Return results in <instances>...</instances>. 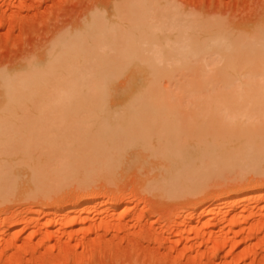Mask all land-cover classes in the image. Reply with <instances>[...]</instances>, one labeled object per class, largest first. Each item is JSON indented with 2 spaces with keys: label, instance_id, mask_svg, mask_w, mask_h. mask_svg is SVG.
Masks as SVG:
<instances>
[{
  "label": "rangeland",
  "instance_id": "rangeland-1",
  "mask_svg": "<svg viewBox=\"0 0 264 264\" xmlns=\"http://www.w3.org/2000/svg\"><path fill=\"white\" fill-rule=\"evenodd\" d=\"M126 1L0 0V73L17 74L33 60L37 62L33 64L40 65L39 61L49 56L51 50L47 52L52 43L65 36L74 38L91 14L99 12L110 17L116 7ZM170 1L179 7V20L193 15L203 19L218 18L236 31H248L264 18V0ZM124 42L125 46L119 49L118 45L122 44H117L115 50H109V57L107 55V61L110 59L115 67L111 69L108 62L112 72L107 73L110 76L116 71V77L105 87L106 99L74 101V105L67 106L68 101L47 100L57 97V92L51 90L52 96L50 92L45 93L50 96L46 95V100L27 102L29 104L16 106L0 101V159L3 153L17 152H32L35 159H41L38 152H52V148H41V143L54 138L59 144L63 138L79 136L83 121L97 117L89 110H102L105 106L101 103L110 105L106 107L111 108V112L121 109L123 106L117 105L121 102L119 99L134 85L138 77L135 73L146 69L144 58L150 54L147 43H140L133 52V41L131 44L124 39ZM135 58L137 61L129 62ZM103 67L106 68V64ZM1 90L0 86V94ZM181 124L182 129L187 130V124ZM122 139L120 146L109 149V159L104 157L103 162V157L93 158V167L100 168L95 176L91 173V177L94 176L91 182L87 175L89 190L84 192L81 190L85 186L75 182L80 178L77 175L74 183L47 194L50 195L47 199L39 198L44 194L40 191L30 192V198H23L26 187L23 179L29 169L22 168L27 170L25 174L20 169L23 183L20 181L21 185L15 190L0 196V264H264V200L240 201L236 206L224 204L229 195L237 197L239 192L264 190L261 183H257L261 186L255 183L257 176L243 172L245 175H240L245 177L238 178L234 173L225 172L218 175L219 178L202 179L185 173L179 179L178 174L172 176L170 172V179L162 171L165 164L159 162L160 149L156 147L159 153L154 150L157 139L150 138L154 149L150 148L149 152L142 148L143 139L126 140V143ZM153 150L158 157L151 154ZM95 158L96 161L102 158L104 164L98 160L97 165ZM84 179L87 181L86 177ZM38 189L39 186L31 190ZM79 191L87 196L96 195L92 199L104 205L84 211L76 221L74 218L67 222L60 217L50 219L51 234L45 236L48 219L38 212L51 205V208L70 206L73 210L71 206ZM121 197H125V201H121ZM207 202L219 204V210L195 216L187 225V214L211 204ZM105 204L106 208L114 207L115 212L107 211Z\"/></svg>",
  "mask_w": 264,
  "mask_h": 264
},
{
  "label": "bare ground",
  "instance_id": "bare-ground-1",
  "mask_svg": "<svg viewBox=\"0 0 264 264\" xmlns=\"http://www.w3.org/2000/svg\"><path fill=\"white\" fill-rule=\"evenodd\" d=\"M178 8L170 0H127L116 7L110 17L99 12L91 14L74 38L65 36L52 43L44 64L42 60L40 65L33 64L36 62L33 60L17 74L0 73V101L3 103L17 106L46 100V95L52 96V90L57 92V97L47 100L68 101L66 105L69 106L74 105V101L106 99L105 87L114 82L112 77L116 72L109 76L115 67L110 59L107 61V55L115 45L121 43L119 49L125 46L124 39L131 44L133 41V52L140 43H147L150 53L144 58L146 69L135 73L138 77L134 85L119 99L121 102L117 105L123 106L121 109L111 112V108L106 107L110 105L101 103L105 106L102 110H89L97 117L83 121L79 136L63 138L59 144L54 138L41 143L40 147L45 150L52 148V152H38L41 159H35L32 152L3 153L0 159L1 197L21 185V175L28 169L23 179L26 186H23V198L30 192L40 191L44 194L39 198L47 199L50 196L47 194L74 183L77 175L80 178L75 182L85 186L81 190L84 192L89 188L86 182L89 179L91 182L100 168L93 167V158L109 159V149L120 146L122 138L123 143L143 139L145 145H141L147 152L153 148L150 138L157 139L153 149H160L159 159L164 161L158 160L160 164L164 162L161 168L164 175L168 174L167 178L170 172L172 176L178 174L179 179L185 173L206 179L225 172L242 178L240 174L245 172L257 176L253 177L255 183L264 187V18L248 31H236L218 18L203 19L193 15L179 20ZM105 60L106 68L103 67ZM135 61L137 58L129 62ZM46 92H50V96L45 95ZM181 122L187 124V130L183 128V131ZM98 160L95 158L94 162ZM107 162L109 167L110 162ZM91 173H95L94 176L91 177ZM37 186L38 190H31ZM258 190L239 192L237 197L227 194L230 198H226L224 204L236 206L240 201L264 200V190ZM83 192L79 191L73 201V210L70 206L51 208V205L38 212L48 219L45 236L51 234L53 223L50 219L60 217L67 222L74 218L76 221L84 211L104 205L92 199L96 195L87 196ZM123 198L121 201H125ZM82 200L85 201L80 202ZM106 207L105 204L107 211L115 212L114 207ZM197 210H190L185 219L188 224H185L189 225L200 214H213L219 210V204L211 203Z\"/></svg>",
  "mask_w": 264,
  "mask_h": 264
}]
</instances>
